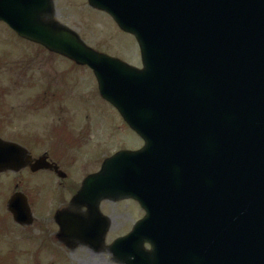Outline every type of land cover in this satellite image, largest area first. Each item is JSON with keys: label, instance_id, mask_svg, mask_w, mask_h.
Listing matches in <instances>:
<instances>
[{"label": "water", "instance_id": "water-1", "mask_svg": "<svg viewBox=\"0 0 264 264\" xmlns=\"http://www.w3.org/2000/svg\"><path fill=\"white\" fill-rule=\"evenodd\" d=\"M89 4L136 36L144 70L85 46L52 20L53 0H0V21L21 37L91 67L146 142L84 182L71 207L90 216L62 213L59 237L102 248L101 202L133 198L146 216L111 247L121 264H264V0ZM29 161L0 141V171ZM8 207L31 224L26 198Z\"/></svg>", "mask_w": 264, "mask_h": 264}, {"label": "rangeland", "instance_id": "rangeland-1", "mask_svg": "<svg viewBox=\"0 0 264 264\" xmlns=\"http://www.w3.org/2000/svg\"><path fill=\"white\" fill-rule=\"evenodd\" d=\"M54 4L55 19L76 31L87 45L142 67L135 38L120 31L106 13L91 9L87 0H54ZM39 50L38 46L16 36L0 23V135L9 137L11 132L16 130L20 134L19 138L36 141L30 145L35 154L50 153L54 159H59L58 154L60 158L64 156L60 151L63 147L62 134L65 133L62 131L63 126L65 129L76 131L75 134L65 130L69 135L68 139L77 138L84 145V150L67 153L69 161H78L74 168H68L65 162L63 165L72 170L71 177L75 176L77 179L76 175H79L81 181L77 182L78 185L86 174L95 173L104 159L120 149L133 151L143 146L141 139L124 124L115 109L105 100L95 98L97 83L87 69H79L83 76L75 69L69 77L71 84L74 82L80 87L82 85L81 94L84 93L85 96H80V93L75 95L70 86L68 92L55 86V90H62L56 91L59 99L65 94L81 97L77 99V106L76 102L73 104L76 107L73 115L66 112L72 110L68 105L70 103L64 104L66 111L63 105L58 104L60 112L53 104L49 108L46 104L33 100L40 89L46 86L51 75L57 81H62L58 72L63 65L72 67L69 61L62 59V63L57 57H50L48 53ZM16 81L19 82L18 85ZM40 93L44 94L45 89ZM41 108L45 110H39ZM49 132L53 137L57 133L54 143L48 138ZM37 137L45 138L50 143H44L41 149H37L33 147L37 144ZM61 141V146L54 150L55 143L59 145ZM39 150L41 151L36 153ZM36 182V178L26 172L0 176V264H96L97 259L90 260L92 255L104 261L103 264H119L114 260L109 245L127 234L132 225L145 214L137 204L124 201L116 205L110 203L102 206L104 214L111 220L104 249L96 251L85 246L71 249L57 239L58 228L54 221H47L45 216L57 208L55 202H61L59 205L64 203L60 201L62 194L55 193L53 188L48 192L38 193L33 189L36 188ZM68 183L70 182L65 185H69ZM17 191L25 193L33 204L37 217V225L33 228L24 229L17 226L7 211V203ZM40 210L43 213H40ZM126 210L131 211L129 216L126 215Z\"/></svg>", "mask_w": 264, "mask_h": 264}, {"label": "flooded vegetation", "instance_id": "flooded-vegetation-1", "mask_svg": "<svg viewBox=\"0 0 264 264\" xmlns=\"http://www.w3.org/2000/svg\"><path fill=\"white\" fill-rule=\"evenodd\" d=\"M80 68H84V67H79V66L74 65V64H72V67H66V66L63 65V68L61 69V71L58 72V75L61 77L62 81H57L51 75V78L48 80L46 86L42 87V89H45V93L41 95L40 91L42 89H40L39 93L34 96L35 101L43 103V104H46L49 108H51V106L53 104L54 106L59 108V111H60V107H59L58 104L64 106L65 103L66 104L70 103L68 105H69V107H71L72 110L66 111L67 108L65 106H64V110L66 112L70 113V115H73V110L76 108L73 104H74V102H76V106H77L78 105L77 104V99L81 98V97H79V96H77V97L73 96L72 97L69 94H65L62 99H59L58 98V93L56 91L60 92L62 90H65V91L68 92V89H69V86H70L71 88H73L75 95L78 94V93L81 94L82 93V89H81L82 85L80 87L78 84H76L74 82H73V84H71L70 81H72V80L69 79V77L71 76L72 72L75 69L77 70L78 74L81 76L82 73L79 70ZM19 73L22 74V72H20V71H19ZM20 74H18L19 77H20ZM18 81L20 82V80H18ZM18 81H16V85H18V83H19ZM56 85H57V87L63 88V89L62 90H55V86ZM80 96H85V94L83 93ZM82 103H84V102H82ZM82 113H84V111ZM13 135L17 136V135H20V134L18 133V131H15L13 133ZM8 140H10L13 143H17L19 145H22V146L26 147L29 150V148L27 147L28 144L24 143V141L22 139L18 138V137L11 138V139H8ZM35 143H36V141H32L31 142V144H35ZM77 145H78L77 143H71L70 144V146H73V147H75ZM35 147L37 149H41L40 146H35ZM67 148H69V147H67ZM38 152H40V151H37L36 153H38ZM31 153H32V155H33L35 160H37L38 158H41V157H47L48 158L47 161L49 163L53 164L54 166H57L59 168V170L67 173V179L61 180L56 175V172H55L54 169L39 170V171H37L35 173H33V172L31 173L30 168H26L25 171L30 172L32 174V176L34 178H36V180H37V182H36L37 184H36V188L35 189H37L38 193L45 192V191L48 192L52 188L56 189L59 192H61L65 188V192L64 193H67V195L74 193L73 191H75L78 188V185L75 184L76 183L75 179L73 177H71L72 175L69 174L70 170L68 168H70V169L72 168V163L71 162L67 163V159H66V155L65 154H63L64 156L62 158H60V155L58 154V158L59 159H54L51 156L50 153L49 154L48 153H39L36 156L33 154V152H31ZM63 162L68 164V168H66L63 165ZM67 182H70V183H68L69 185L64 186V184H67ZM60 201H64V199L62 198ZM63 205H64V203L61 204V206H63ZM64 207L65 206L60 207V209L64 208ZM84 210H86V209H84Z\"/></svg>", "mask_w": 264, "mask_h": 264}, {"label": "bare ground", "instance_id": "bare-ground-1", "mask_svg": "<svg viewBox=\"0 0 264 264\" xmlns=\"http://www.w3.org/2000/svg\"><path fill=\"white\" fill-rule=\"evenodd\" d=\"M237 17V16H236ZM217 25V24H216ZM91 257V261H95L96 259H97V262H96V264H103V262L104 261H100V259H98L97 258V256L96 255H92V256H90Z\"/></svg>", "mask_w": 264, "mask_h": 264}]
</instances>
